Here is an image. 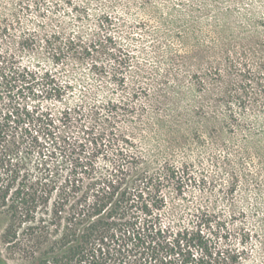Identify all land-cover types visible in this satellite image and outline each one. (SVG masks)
I'll use <instances>...</instances> for the list:
<instances>
[{"label": "trees", "instance_id": "trees-1", "mask_svg": "<svg viewBox=\"0 0 264 264\" xmlns=\"http://www.w3.org/2000/svg\"><path fill=\"white\" fill-rule=\"evenodd\" d=\"M48 1L0 0V242L33 264H264V234L236 198H187L189 163L145 149L140 25L123 43L101 0L92 30L72 31ZM53 4L90 18L86 0ZM254 77L231 81L219 107L248 157Z\"/></svg>", "mask_w": 264, "mask_h": 264}, {"label": "rangeland", "instance_id": "rangeland-1", "mask_svg": "<svg viewBox=\"0 0 264 264\" xmlns=\"http://www.w3.org/2000/svg\"><path fill=\"white\" fill-rule=\"evenodd\" d=\"M86 1L90 18L82 20L65 7L55 10L54 0L48 6L68 29L87 33L101 0ZM111 5L117 19L112 33L123 43L130 41L122 36L128 25H140V39L130 43L140 66V87L148 90L140 89V103L147 106L152 124L144 133L145 149L189 163L196 180L182 195H192V200L213 195L218 208L225 206L224 198L234 197L238 210L249 214L245 224L264 234V66L259 67L264 0H112ZM215 62L219 73L205 69ZM241 76L263 77L257 81L258 95L250 94L256 126L249 157L219 116L221 91ZM254 82H243L249 93ZM5 224L0 217V234ZM0 264L33 263L22 250L1 241Z\"/></svg>", "mask_w": 264, "mask_h": 264}]
</instances>
